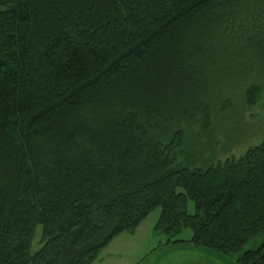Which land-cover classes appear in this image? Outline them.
<instances>
[{"label":"trees","instance_id":"16d2710c","mask_svg":"<svg viewBox=\"0 0 264 264\" xmlns=\"http://www.w3.org/2000/svg\"><path fill=\"white\" fill-rule=\"evenodd\" d=\"M256 10L264 0H0V264H92L156 208L166 244L264 264V139L204 166L180 124L208 117L209 68L264 61V31L244 26Z\"/></svg>","mask_w":264,"mask_h":264},{"label":"rangeland","instance_id":"374dc122","mask_svg":"<svg viewBox=\"0 0 264 264\" xmlns=\"http://www.w3.org/2000/svg\"><path fill=\"white\" fill-rule=\"evenodd\" d=\"M257 13L256 10L244 22L250 32L254 29L264 31V14L257 16ZM231 30L229 26L227 31ZM246 54L245 60L219 61L209 68V71L216 69L218 74L199 95L207 107L208 117L197 115L193 121L180 123L187 133L185 141L189 152L204 162L200 165L239 160L264 139V61H258L250 51ZM187 211L193 212L190 201ZM158 216L159 208H156L132 233L115 236L92 264H238L235 256H224L188 244L182 247L166 244V236L154 231ZM40 231L37 226L31 252L40 247ZM191 235V230L185 228L175 239L188 241ZM249 247L250 244L246 245L244 250Z\"/></svg>","mask_w":264,"mask_h":264}]
</instances>
